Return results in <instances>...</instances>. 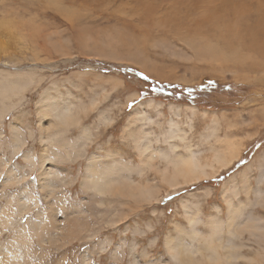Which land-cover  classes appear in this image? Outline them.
<instances>
[{"label":"rangeland","instance_id":"374dc122","mask_svg":"<svg viewBox=\"0 0 264 264\" xmlns=\"http://www.w3.org/2000/svg\"><path fill=\"white\" fill-rule=\"evenodd\" d=\"M224 1L0 0V247L22 230V264H202L208 237L264 264L235 232L264 226V44L203 22ZM187 150L202 172L176 171L209 175L174 184L158 152Z\"/></svg>","mask_w":264,"mask_h":264},{"label":"bare ground","instance_id":"6f19581e","mask_svg":"<svg viewBox=\"0 0 264 264\" xmlns=\"http://www.w3.org/2000/svg\"><path fill=\"white\" fill-rule=\"evenodd\" d=\"M224 2L225 3L221 6L220 9L217 10L216 13L213 12L214 16L206 13L205 17L203 18V22L208 23V24H212V22L217 21V19H219V21L224 20V23H225L224 25H225L226 31H227V32L226 31L225 32L228 33V37H229V40H228L229 42H227V43H229V44L230 43H236V44H241V45H247L248 47L253 48V49H256L260 44L263 45L264 44V1L261 0L260 3L257 5V11L259 12V14H258V19L255 22L254 26H248L247 28H241V29H238V27L236 26V23H235L236 27L235 26L232 27V24H230V22H227L228 19H226V16L228 14H231L232 16H235V18L237 20L239 19V21H240V19L243 16H240L238 13H239V11H243V10L245 11V6H243L242 4L241 5L236 4V7L232 6L230 0H225ZM236 2L239 3V0H236ZM240 22H242V21H240ZM263 49H264V47H262V50ZM262 53H264V52H262ZM176 132H177V130H176ZM172 134L173 133L168 135V138L174 137L173 135H175V134H173V135ZM169 147L173 150L178 148V146H175V145L174 146L172 145ZM185 152H186V149H185ZM187 152H188V156L183 157V158L181 157L179 159H178L179 156L177 157V156L171 155V157L169 158V156H167L166 153L160 154V152H158V156L162 160H164L166 162V164L169 162L172 164L173 173L174 174L177 173V176L179 177V179H174V181H172V182H174V184H184L187 182L188 178H192V176L209 175L208 173L210 171H207L204 173H197L198 175H186L185 170L176 171L177 169H180V168H183V169L189 168V169H192L194 171L202 172L200 170L201 167H200V164L198 161V155L193 153V152H190L189 150H187ZM233 157H234V153L232 152L230 158L221 159L219 161V163H217V164H222V165L228 164V163H230V161L232 160ZM174 159H177V161ZM212 167L216 169L214 164L212 165ZM215 172L216 171H214V173ZM164 176H166V174H164ZM135 189H136V187L132 189V190H134L133 193L135 192ZM137 190H140V188L139 189L137 188ZM1 195H2V193H1ZM20 204H19V208H21ZM3 209H5V208H3ZM7 213H9V212L7 211ZM0 214H2V212H0ZM10 215H11V213H10ZM18 221L19 220H16V222H18ZM1 222H0V224H1ZM14 225H15V223H14ZM45 225H46V220L39 223L37 230L40 233L43 232L45 229ZM3 226H4V224H3ZM58 226L59 225H55L52 227V229L59 231L60 229L58 228ZM231 226L232 225H230L229 228H231ZM11 229H12V227H11ZM13 230H14V228H13ZM68 231H69V229L66 232H68ZM216 231H218V229H216ZM235 232H237L236 234H239V235H243L242 234L243 232H247L250 236L255 237V239H259V240L261 238L264 239V226L262 224L256 222V221H246V222L238 223L236 228H235ZM21 234H22V230H19V232L16 234V236L13 238V240L10 244H9V241L8 242L6 241L8 244H6V246H3V248L0 247V264H22V256H20V254H19V251L21 249V244L17 243V244H19L20 248H18V246L16 245V242L18 241L17 239H21V237H22V236L20 237ZM34 234H36V233H34ZM193 234L196 236V233L193 232ZM230 236H232V235H230ZM207 239H208V237H206V239L204 240V243L207 246L206 247L207 252L203 253V252L198 251V254L200 256L199 262H201L202 264H232V262L229 263L230 262L229 259L231 258V256L228 257V255L223 254L220 251V248L218 246H215V244L211 238H210L211 240L210 239L207 240ZM19 242H21V241H19ZM185 254L189 255L191 257L193 256V252L189 253L187 251V252H185ZM174 256H179V252L177 254H175ZM263 260H264V257H263ZM234 263H235V260H234Z\"/></svg>","mask_w":264,"mask_h":264},{"label":"snow or ice","instance_id":"6c2138e0","mask_svg":"<svg viewBox=\"0 0 264 264\" xmlns=\"http://www.w3.org/2000/svg\"><path fill=\"white\" fill-rule=\"evenodd\" d=\"M145 264H152V261H146Z\"/></svg>","mask_w":264,"mask_h":264},{"label":"water","instance_id":"95a60500","mask_svg":"<svg viewBox=\"0 0 264 264\" xmlns=\"http://www.w3.org/2000/svg\"><path fill=\"white\" fill-rule=\"evenodd\" d=\"M138 75V74H137ZM139 76V75H138Z\"/></svg>","mask_w":264,"mask_h":264}]
</instances>
